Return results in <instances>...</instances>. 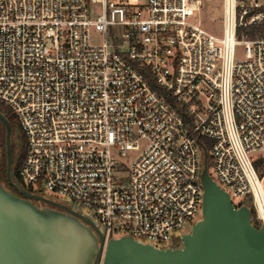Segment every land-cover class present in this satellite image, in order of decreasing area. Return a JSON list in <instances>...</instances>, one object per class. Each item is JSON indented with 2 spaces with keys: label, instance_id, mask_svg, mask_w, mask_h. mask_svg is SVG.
<instances>
[{
  "label": "built area",
  "instance_id": "obj_1",
  "mask_svg": "<svg viewBox=\"0 0 264 264\" xmlns=\"http://www.w3.org/2000/svg\"><path fill=\"white\" fill-rule=\"evenodd\" d=\"M203 2L0 0L17 182L91 214L105 240L172 247L159 244L200 218L205 143L211 178L264 229V0H212L220 37Z\"/></svg>",
  "mask_w": 264,
  "mask_h": 264
},
{
  "label": "water",
  "instance_id": "obj_2",
  "mask_svg": "<svg viewBox=\"0 0 264 264\" xmlns=\"http://www.w3.org/2000/svg\"><path fill=\"white\" fill-rule=\"evenodd\" d=\"M0 121L7 179L20 195L0 180V264H264L263 227L251 222L249 206L235 207L211 178L205 149L200 218L179 236V247L157 248L126 235L105 240L91 214L28 193L13 175L10 126L1 113Z\"/></svg>",
  "mask_w": 264,
  "mask_h": 264
},
{
  "label": "rangeland",
  "instance_id": "obj_3",
  "mask_svg": "<svg viewBox=\"0 0 264 264\" xmlns=\"http://www.w3.org/2000/svg\"><path fill=\"white\" fill-rule=\"evenodd\" d=\"M217 5V6H216ZM202 10H203V15L201 16V26L202 28H204L205 30H207L208 32L214 34L215 36H221L222 34V24H221V20H220V3H216V2H212V0H204L203 2V6H202ZM91 42L92 43H99L100 42V35L99 33L91 30ZM243 56V52L241 48H237L236 51V57L240 58ZM9 109V108H8ZM10 110V109H9ZM11 111V110H10ZM12 112V111H11ZM13 114V113H12ZM21 131V134L24 137L23 131ZM24 141H25V137H24ZM264 159V153L261 155ZM124 161H126V158H122ZM263 190H264V182H262L261 184ZM66 200V199H64ZM239 201V199L237 198H233V202L237 203ZM249 207H251V205L249 204ZM200 214L197 215L196 218H199ZM197 219L192 220L191 222L185 223L184 225H182L181 227L175 229L174 231H172L171 235L173 236V238H179V236L183 233H187L191 230L192 225L194 224V222ZM252 223L254 225H258L257 222L255 220H252ZM162 247H167V246H171L170 241H166L163 244H159ZM180 246V243H179Z\"/></svg>",
  "mask_w": 264,
  "mask_h": 264
},
{
  "label": "trees",
  "instance_id": "obj_4",
  "mask_svg": "<svg viewBox=\"0 0 264 264\" xmlns=\"http://www.w3.org/2000/svg\"><path fill=\"white\" fill-rule=\"evenodd\" d=\"M0 113L5 116L10 126V144H11V153H12V171L16 179H18V170L22 162L24 150H25V141L24 137L21 134L20 124L14 114L8 109V107L0 104ZM16 147L15 142H18ZM204 147L207 150V146L204 143ZM264 159L257 160V165H260ZM5 164H6V154H5V128L3 123L0 121V174L5 175ZM180 239L175 238L172 243V247H179Z\"/></svg>",
  "mask_w": 264,
  "mask_h": 264
},
{
  "label": "flooded vegetation",
  "instance_id": "obj_5",
  "mask_svg": "<svg viewBox=\"0 0 264 264\" xmlns=\"http://www.w3.org/2000/svg\"><path fill=\"white\" fill-rule=\"evenodd\" d=\"M18 143H19V141H18V142H15L16 147H19V146H18ZM5 168H6V164H5ZM0 180H1L2 185H3L7 190H10V191L13 192L14 194L19 195V193L16 192L15 188H14V187L10 184V182L8 181L6 171H5V175L2 174V173L0 174ZM18 184H19V183H18ZM19 185H20V184H19ZM24 189H25L28 193H30V194L38 195V194H35V193L31 192L30 190H28V189H26V188H24ZM19 196H20V195H19ZM39 196H41V195H39ZM32 202L35 203V204H37V205H44V204H43L42 202H40V201L33 200Z\"/></svg>",
  "mask_w": 264,
  "mask_h": 264
}]
</instances>
